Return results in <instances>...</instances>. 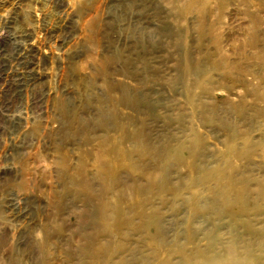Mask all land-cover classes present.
Returning a JSON list of instances; mask_svg holds the SVG:
<instances>
[{"label":"rangeland","instance_id":"obj_1","mask_svg":"<svg viewBox=\"0 0 264 264\" xmlns=\"http://www.w3.org/2000/svg\"><path fill=\"white\" fill-rule=\"evenodd\" d=\"M125 95L140 99L117 107L129 133L143 130L163 151L136 173L121 168L110 191L92 158L97 138L116 137L99 116ZM181 145L193 168L168 159ZM83 160L90 187L71 183ZM156 167L176 188L165 200L145 192ZM231 169L251 212L199 216ZM134 187L156 213L111 236L103 197L133 215ZM263 188L264 0H0V264H106L122 242L147 254L140 232L152 224L168 241L189 225L228 240L247 223L264 226Z\"/></svg>","mask_w":264,"mask_h":264},{"label":"bare ground","instance_id":"obj_2","mask_svg":"<svg viewBox=\"0 0 264 264\" xmlns=\"http://www.w3.org/2000/svg\"><path fill=\"white\" fill-rule=\"evenodd\" d=\"M139 100L137 95H125L117 102L113 101V107L109 109L108 114L110 118L106 115L107 112L99 116L101 129L107 132L112 130L116 135V137L97 138L98 153L92 158L93 165L96 166L97 177L109 187L110 191L115 189L113 186L119 183L121 168L136 173L141 170V162L143 163L153 155L157 162L161 157L159 154L163 151L160 147L152 146L145 140L143 130L137 129L129 133L127 121L117 110L118 106L125 105L128 101L138 103ZM133 141L136 143L135 150L127 147L128 142ZM191 151V147L188 148L186 145L170 147L167 150L168 159L174 167L193 168L195 159ZM62 164L65 167L70 165L66 158L62 159ZM86 164V160H83L70 176L72 184L78 186L85 182L86 186H89L90 183L85 175ZM232 171L234 169L218 176L213 187L212 201L205 202L199 211V216L210 219L211 215H214L217 218L230 217L238 220L239 217L248 216L251 212L252 208L248 206L245 197L248 185L236 182ZM139 189L140 187L136 185L137 192ZM130 190L128 202L134 208V214L126 217L123 216L121 200L120 203L117 202L115 206L110 207L109 202L105 200L107 198L103 197L100 221L103 230L111 236L120 235L123 238L129 236L127 231H124V225L130 226L136 221L148 220L156 213L155 210H147L146 199H139L134 194L135 187ZM145 192L147 195L154 192L165 200L169 193L176 192V188L170 176L163 174L156 167L148 176ZM260 193L261 197H264V188ZM120 194L125 193L121 190ZM211 204L216 205V209H212ZM254 209L259 210L257 206H254ZM230 232L231 238L223 240L220 239V231L217 227L210 229L189 225L186 230L178 234L179 236L177 235L176 239L168 241L166 226L152 224L140 232L149 243L150 251L147 254L137 253L136 248L122 242L111 248L113 256L106 264H264V249L261 251L256 249L257 245L264 247V226L257 227L247 223L243 232L240 233L234 229ZM164 247L168 248L164 254L160 255ZM100 249L105 250L106 247Z\"/></svg>","mask_w":264,"mask_h":264}]
</instances>
